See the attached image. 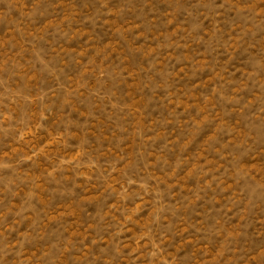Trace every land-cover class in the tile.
I'll list each match as a JSON object with an SVG mask.
<instances>
[{
	"label": "rangeland",
	"instance_id": "obj_1",
	"mask_svg": "<svg viewBox=\"0 0 264 264\" xmlns=\"http://www.w3.org/2000/svg\"><path fill=\"white\" fill-rule=\"evenodd\" d=\"M0 264H264V0H0Z\"/></svg>",
	"mask_w": 264,
	"mask_h": 264
}]
</instances>
